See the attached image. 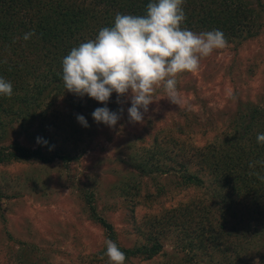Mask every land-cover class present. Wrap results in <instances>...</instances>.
<instances>
[{
    "label": "rangeland",
    "instance_id": "obj_1",
    "mask_svg": "<svg viewBox=\"0 0 264 264\" xmlns=\"http://www.w3.org/2000/svg\"><path fill=\"white\" fill-rule=\"evenodd\" d=\"M247 1L256 11L257 24L226 38L224 48L201 58L196 72L177 76L183 107L165 98L162 84L141 123L129 121L130 91L123 97L113 92L106 103H90L85 96L64 91L52 110L46 107L51 112L47 135L54 144L43 149L66 158L0 161V264H109L104 255L108 239L125 248L155 240L162 245L153 258L130 256L125 264H230V256L219 249L195 255L188 245L202 231L201 216L190 225L182 223L196 207L219 201L218 190L212 174L192 163L188 169L198 172L204 185L183 186L179 167L188 165L191 156L190 150L181 149L205 145L228 131L239 106L244 112L264 106V9L259 0ZM103 107L120 115L115 127L94 120V110ZM52 112L60 113V119ZM4 115L8 124L0 130V151L11 150L13 144L35 148L42 143L40 118L31 126L18 115ZM77 115L89 126L79 123ZM61 120L64 127L56 125ZM185 126L196 128L189 135L179 130ZM155 150L164 154H156L154 163L146 161ZM142 161L161 172L141 173L135 164ZM91 203L110 227L92 216ZM222 218L219 212L209 216L217 228L225 222ZM232 225L229 218L226 232L233 231ZM211 229L205 226L207 245L212 244Z\"/></svg>",
    "mask_w": 264,
    "mask_h": 264
},
{
    "label": "trees",
    "instance_id": "obj_2",
    "mask_svg": "<svg viewBox=\"0 0 264 264\" xmlns=\"http://www.w3.org/2000/svg\"><path fill=\"white\" fill-rule=\"evenodd\" d=\"M151 2L153 0H0V77L13 86L11 98L0 95V130L8 124L3 118L7 113L16 119L18 115L31 126L40 118L43 127V141L37 147L13 144L11 150L0 151V161L36 158L51 162L58 156L66 158L60 153L50 155L43 149L54 144L52 137L47 135L51 125L50 110L58 96L67 91L62 81L63 58L72 48L95 39L101 28L114 26L117 13L145 15ZM259 5L264 9V0H259ZM183 7L187 18L181 27L188 30L197 28L208 32L219 29L228 38L240 36L251 29L250 25L257 24L256 11L247 0H185ZM32 30L35 35L24 40V34ZM85 98L90 103L98 102L87 95ZM52 115L57 119L61 117L60 113L52 112ZM57 124L64 127L62 124L66 123L61 120ZM227 126L228 131L205 145L191 144L186 145L187 149H181L185 153L191 151L188 165L179 167L183 186L191 183L204 185L198 172L188 169L192 163L212 174L219 199L196 207L198 210H194L182 225H190L201 216L202 231L196 232L195 238L198 243L193 238L188 243L195 255L216 248L230 256V264H264V249L260 248V244H264V180L257 175L264 176V144L257 142V134L264 133V106L253 105L248 112L239 106ZM179 128L181 133L190 135L196 126ZM156 154H164V151L155 150L146 161L154 163ZM146 161L135 164L136 169L146 175L161 172L153 170L154 165L150 166ZM90 205L92 216L100 224L110 227L111 224L96 213L95 206ZM218 212L225 222L232 218L233 231L226 232L224 221L218 223L217 228L209 219L211 213ZM205 226L212 228L213 232L208 237L212 241L209 245L205 242ZM118 247L126 258L142 255L150 259L162 250L156 240L151 245Z\"/></svg>",
    "mask_w": 264,
    "mask_h": 264
},
{
    "label": "clouds",
    "instance_id": "obj_3",
    "mask_svg": "<svg viewBox=\"0 0 264 264\" xmlns=\"http://www.w3.org/2000/svg\"><path fill=\"white\" fill-rule=\"evenodd\" d=\"M184 3L185 0H153L147 5L145 15L117 13L114 26L101 28L95 39L72 48L63 58L62 81L66 90L101 103L108 102L113 92L123 97L130 91L128 114L132 123L143 122L144 113L154 102L156 87L161 84L165 98L183 107L185 102L177 89V76L185 71L196 72L201 58L227 44L219 29L197 34L182 28L187 18ZM34 35L32 30L23 39L29 40ZM227 94L232 96L230 89ZM0 95L9 98L13 95L11 82L3 77H0ZM92 116L97 123L109 127H115L120 119L118 113L107 107L95 109ZM77 120L84 127L89 126L84 116L77 115ZM257 142L264 144V133L257 134ZM257 175L264 180V176ZM105 244L104 255L109 264H125L126 255L118 245L110 239Z\"/></svg>",
    "mask_w": 264,
    "mask_h": 264
}]
</instances>
